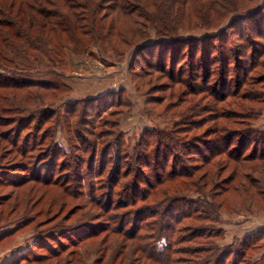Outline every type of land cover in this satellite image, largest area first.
Masks as SVG:
<instances>
[{
    "label": "rangeland",
    "instance_id": "obj_1",
    "mask_svg": "<svg viewBox=\"0 0 264 264\" xmlns=\"http://www.w3.org/2000/svg\"><path fill=\"white\" fill-rule=\"evenodd\" d=\"M211 3L186 1L179 22L194 23L207 12L211 21L222 20L208 31H224L220 42L196 44L190 38L202 31L190 29L175 36L183 42L171 43L149 21L137 20L138 34L119 17L104 38L109 43L78 53L67 46L58 70L64 91L41 92L45 104L26 99L24 90H0L3 106L24 98L21 105L33 101L38 110L59 105L62 117L51 126L56 154L41 135L48 123L36 134L21 130L18 148H11L3 137L14 140L31 112L0 114V264H264V0H225L238 10L233 20L209 10ZM192 61L202 65L188 79ZM105 130L90 166L92 135ZM155 131L175 140L164 139L161 148L147 142L159 149L150 159L154 153L145 156L140 142ZM165 153L173 155L168 163ZM138 169L139 179L156 186L141 184L136 198L125 187ZM168 208L171 222L161 217ZM189 212L194 218L184 217ZM138 215L135 239L118 232L123 221L137 227Z\"/></svg>",
    "mask_w": 264,
    "mask_h": 264
},
{
    "label": "trees",
    "instance_id": "obj_2",
    "mask_svg": "<svg viewBox=\"0 0 264 264\" xmlns=\"http://www.w3.org/2000/svg\"><path fill=\"white\" fill-rule=\"evenodd\" d=\"M128 1L129 0H0V90H24L25 92H28L25 94L26 99L33 101L38 100L40 104H45L41 92L53 91L54 93L58 92L60 94L64 91L61 81L59 80L60 73L58 70L64 65L65 49L67 46H71L74 51L78 53L80 51L84 52L90 43L97 45H100L102 41L109 43V41L107 39L104 40V38L112 36V33L115 32V22L119 17L130 20L137 28L136 32L138 34L143 33L138 32L140 22L138 23L137 20L144 19L149 21L150 26L155 30V34L161 38L168 37L170 40L169 42L171 43L183 42V40H185L184 38H177L175 36H178L179 33L189 31L190 29H200L202 31L201 36L198 38H190L194 43L196 42V44L200 41L208 43L207 40H210L211 42H220L221 39H223L221 36H224L225 34V32L221 30L217 33H213V31L208 33L210 30H217L222 27V20L216 22H214V20L211 21L207 12V18L202 17L199 21L197 19L194 23H180L179 21L186 11L183 4L189 0H149V2L134 0L139 2L141 1L138 7L128 5ZM210 1L212 3L209 4V10H215L214 12L220 14L221 16H232V20L237 17L238 10H230V8L227 7L228 5L225 3V0ZM232 22L233 21L229 24H233ZM146 28L147 27H145V29ZM87 40L89 41L87 42ZM122 42L130 47L133 45V41L129 40V38H124ZM143 45L147 44L142 43L137 45V48H140ZM179 45L180 44H178V46ZM189 45L191 47L193 46L191 44ZM194 48L196 47H193L192 49ZM201 48L203 50L202 54H205L206 50L202 44ZM172 54L175 56L177 53L174 50ZM199 65H202V63L196 61H192L190 63L191 68H189L186 73L188 79H190L189 77L195 72L194 69L196 66L199 67ZM224 65L225 64H223V66ZM214 71L215 70L211 72ZM210 74L215 75V73ZM205 75L206 73L204 76ZM47 76H52V79L47 80L45 78ZM183 82L180 81V83ZM22 99H19L18 103L10 106H3L0 104V114H5L3 112H7L9 114L31 112V116L27 122L22 121V123H20L14 140L9 142L8 135L3 137L4 141L7 142L11 148L17 149L19 133L21 130L31 129L36 134V132L39 131V128L48 123L41 135H43V138H48V149L51 151L54 148L53 151L57 154V146L51 144L55 131V129H53L54 127L52 128L51 126L53 124H58L62 120L61 115L56 109L59 105L51 108L50 106L52 105L48 104L43 109L38 110L37 108H34L36 105H34L35 103L33 101L31 104H27L25 106L21 105V103H27V100L23 101ZM55 100H60V97L54 95L53 102H51V104L56 105ZM80 101H73L72 104L78 105ZM74 110L75 109H72L70 114H72V116H77V118H79L80 114L83 113L84 115L89 111L87 107H85L82 110V113L79 112L75 114ZM195 112L197 113L199 111L188 113L186 117H192ZM64 120H66V118ZM70 123L72 122L65 123L64 121V124H66L67 127ZM77 125H80V123L77 122ZM106 125L116 127L113 122H108ZM71 126L73 127V124H71ZM218 131H220L219 128L216 129V131L214 130V132ZM105 132L106 130L102 131V133L97 137L91 133L93 141L89 143V150H86L87 152H90V156L92 154L89 161V164H91L90 166H92L94 158H96V142L99 140L103 144L106 142L104 136H106L107 133ZM114 136H116V134ZM115 139L118 140L117 138ZM164 139L171 141L175 140L172 133L164 131H155V133L149 134L147 138H141L140 143L142 145L144 144L143 149L141 150L144 153H142L146 156L148 152L152 151L154 154L150 152V154H152L150 159H155V153L158 154L159 157L158 147L156 150L155 147L153 149H149L147 146L149 143L147 142L155 141L156 144L160 145L159 148H161ZM16 152L18 153V150H16ZM116 153L118 154L119 150H116ZM20 155L22 156V153H20ZM171 155V153L163 154L162 161L168 163L169 160L172 159V157L170 158ZM161 156L162 155H160V158ZM259 156H261L260 158H264V151L260 152ZM128 157L129 156H126V158ZM146 162L147 161L144 160V163ZM147 166L148 165L146 164L144 165V167ZM138 170L137 174L139 175H132V179L135 182L132 184L130 182L125 187V190L128 192L130 189V193L135 195L136 198H138L137 189H139L141 184H147L149 191L153 190L156 186L155 183L139 179L140 170ZM126 176H129V173H127ZM51 181L52 180L48 181V179L42 180L43 183H51ZM156 182L157 184H160L161 180L158 181L157 179ZM142 197L143 195H141L140 198ZM3 198L5 199L6 197ZM180 200H175V202ZM96 201L98 202V200ZM106 207L109 210L110 205ZM169 209L170 208L166 209L165 212H161V217H164L166 220L168 219L171 222L172 218L168 214ZM106 211L101 212L100 216L105 214ZM140 217L142 216L138 215L137 217V227L131 224V227L127 228L125 225L126 222L123 221L122 225L117 227L118 232L124 235L128 234L127 236H129V238L135 239L138 233L137 230L140 228L139 226L141 224ZM184 217L194 218L193 212H189L184 215ZM4 234V232L0 233V239ZM187 238L190 239V237ZM137 240L140 239L136 238V241ZM141 246L142 249L145 248L143 243Z\"/></svg>",
    "mask_w": 264,
    "mask_h": 264
}]
</instances>
